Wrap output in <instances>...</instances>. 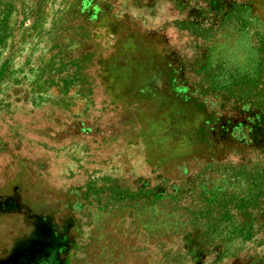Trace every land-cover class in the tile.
Returning a JSON list of instances; mask_svg holds the SVG:
<instances>
[{
  "label": "rangeland",
  "instance_id": "1",
  "mask_svg": "<svg viewBox=\"0 0 264 264\" xmlns=\"http://www.w3.org/2000/svg\"><path fill=\"white\" fill-rule=\"evenodd\" d=\"M0 264H264V0H0Z\"/></svg>",
  "mask_w": 264,
  "mask_h": 264
}]
</instances>
